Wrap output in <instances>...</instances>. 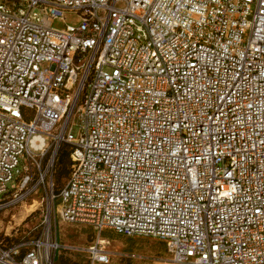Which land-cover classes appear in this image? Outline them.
<instances>
[{
    "label": "built area",
    "instance_id": "built-area-1",
    "mask_svg": "<svg viewBox=\"0 0 264 264\" xmlns=\"http://www.w3.org/2000/svg\"><path fill=\"white\" fill-rule=\"evenodd\" d=\"M49 178L54 218L0 264H57L58 221L264 264V0H0V211Z\"/></svg>",
    "mask_w": 264,
    "mask_h": 264
},
{
    "label": "rangeland",
    "instance_id": "rangeland-1",
    "mask_svg": "<svg viewBox=\"0 0 264 264\" xmlns=\"http://www.w3.org/2000/svg\"><path fill=\"white\" fill-rule=\"evenodd\" d=\"M64 21L67 25H76L79 16L67 13ZM53 26L59 29L65 27L62 21H54ZM77 133L78 127L75 126L73 134L76 136ZM67 150L68 147L64 146L59 154L54 176L55 192L64 186L70 174ZM52 182L53 179H47L46 186L38 194L31 195L17 206L0 211V241L4 245L9 246L22 239H33L46 227V217L51 215L54 218ZM57 228L60 243L64 246L58 253L57 264H92L88 255L76 248L86 249L98 238L109 242L107 249L116 255L110 264H175L171 261L165 245L154 239L129 238L111 230L98 234L91 227L62 221H58ZM132 254L136 255L135 259L127 257Z\"/></svg>",
    "mask_w": 264,
    "mask_h": 264
},
{
    "label": "crops",
    "instance_id": "crops-1",
    "mask_svg": "<svg viewBox=\"0 0 264 264\" xmlns=\"http://www.w3.org/2000/svg\"><path fill=\"white\" fill-rule=\"evenodd\" d=\"M106 231H108V230H106ZM106 231H104V232H106ZM104 232H103V233H104ZM103 233H102V234H103ZM60 241H61V239H60ZM57 258H58V256H57ZM57 258H56V262H57ZM114 259H115V258H114Z\"/></svg>",
    "mask_w": 264,
    "mask_h": 264
},
{
    "label": "trees",
    "instance_id": "trees-1",
    "mask_svg": "<svg viewBox=\"0 0 264 264\" xmlns=\"http://www.w3.org/2000/svg\"><path fill=\"white\" fill-rule=\"evenodd\" d=\"M64 153H65V152H64ZM64 153H63V154H64ZM66 155H67V157H68V150H67V152H66Z\"/></svg>",
    "mask_w": 264,
    "mask_h": 264
}]
</instances>
